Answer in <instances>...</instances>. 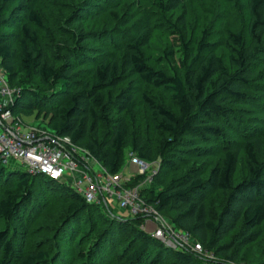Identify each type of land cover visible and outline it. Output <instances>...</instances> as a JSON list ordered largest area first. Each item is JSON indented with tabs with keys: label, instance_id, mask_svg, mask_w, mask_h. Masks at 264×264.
Segmentation results:
<instances>
[{
	"label": "trees",
	"instance_id": "16d2710c",
	"mask_svg": "<svg viewBox=\"0 0 264 264\" xmlns=\"http://www.w3.org/2000/svg\"><path fill=\"white\" fill-rule=\"evenodd\" d=\"M231 1L247 19L245 32H226L222 40L225 58L215 53L205 30L199 37L185 40V0L169 1L166 9H182L176 29L184 55L179 70L168 71L152 67L145 57L144 48L152 36L149 25L123 32L110 44L104 39L98 42L96 27L86 29L85 22L95 21L101 13L126 27L130 19L119 13L122 0H86L49 32L33 9V0H0V67L10 86L17 74L22 75L16 85L20 95L10 107L12 113L42 115L50 131L69 137L111 174L121 171L127 148L141 160L160 159L162 188H153L154 178L141 195L160 213L168 212L173 228L188 233L213 257L207 262L187 249L167 247L141 228V218L118 216L110 208L86 203L63 183L26 171H6L0 164V221L4 224L0 264H50L45 249L25 253V247L31 211H44L51 195L64 205L65 217L56 231L67 243L77 247L93 230L105 227L99 241L78 249L76 264L235 263L261 239L264 132L247 125L232 104L244 102L253 83L264 79L254 65L255 54L263 50L264 0ZM27 24L46 33L47 38L54 34L61 43H42ZM107 30L104 25L102 34ZM128 78L169 94L172 110L146 92L139 93L158 139L144 132L141 120L133 113L135 95L115 92ZM225 121L239 133L227 138ZM203 157L217 160L212 166L208 163L180 170L185 160ZM240 163L242 177L236 181ZM139 179L135 176L128 184L132 186ZM214 193L224 194L213 209L208 199ZM97 213L103 218L100 224L93 220ZM45 220L54 223L58 216ZM123 236L128 242L121 246Z\"/></svg>",
	"mask_w": 264,
	"mask_h": 264
},
{
	"label": "rangeland",
	"instance_id": "374dc122",
	"mask_svg": "<svg viewBox=\"0 0 264 264\" xmlns=\"http://www.w3.org/2000/svg\"><path fill=\"white\" fill-rule=\"evenodd\" d=\"M86 0H33L32 7L43 18L48 32L58 25L62 24L64 19L67 18L71 11H77L84 5ZM170 0H122L119 8V13L125 14L130 19L129 24L126 27L121 28L119 23L111 20L108 14L101 13L95 21L85 22V27L89 30L92 26L96 27L98 34V42L113 43L117 39H120L123 32L135 31L145 25H149L152 30L151 40L147 47L144 48V54L148 63L155 68H164L168 71L179 70L180 61L183 59V42L182 37L176 27H179L178 17L182 13V9L179 6L176 10L166 9ZM160 5H163L162 7ZM186 7V37L187 41L189 37H199L202 31H207L209 34V41L213 44V49L216 54L225 58V49L222 44V40L228 30L241 29L245 32V22L247 15L245 12H240L236 9L235 3L231 0H185ZM106 25L108 30L105 35L102 34L103 26ZM31 31H35L42 43L48 45H54L61 43V40L50 34L47 38L43 31L38 30L33 24H27ZM194 35V36H193ZM104 39V40H103ZM89 46V44H86ZM96 44L94 46H97ZM193 45H190V49H193ZM17 45L13 44V51L17 53ZM100 48H97V51ZM170 53V54H169ZM16 57L12 59L14 66H16ZM254 65L256 71L264 74V42L263 50L255 54ZM22 79L21 74H17L11 87H16L18 81ZM32 83H35L33 81ZM253 90H249L246 94L244 102H236L232 104V107L236 112L244 118L247 125L255 130H261L264 132V79L259 82L256 81L252 85ZM131 92L136 97V106L133 113L142 122V127L147 135H151L153 138L158 139L159 135L154 133L150 123L147 120V114L145 106L139 98L140 92H146L148 95L154 97L156 101L164 105L168 109H174L170 97L167 91L155 90L142 85L136 78H128L122 84H120L115 92L118 91ZM21 121L26 124H32L38 126L41 129L49 130L47 126V119H44L42 115H37L36 112L30 116H21ZM225 135L228 138L234 134H238L237 130H233V126L230 121H225ZM227 132H230L228 134ZM234 133V134H233ZM147 137V136H146ZM149 137V136H148ZM135 156L129 149L124 151L123 166L120 172L126 175H130V171L133 172L129 166V162ZM215 158L203 157L201 159L191 158L185 160L184 164H180V170H186L191 167H202V165L212 166L216 163ZM157 166L158 171L153 180V188L160 190L162 188L163 174L160 177L161 163L160 159L153 160ZM178 162L179 160H174ZM91 163L90 161L88 164ZM1 164V163H0ZM6 171H19L24 172L25 167L8 162L7 164H1ZM91 165H94L92 163ZM242 164L238 165V175L235 178L236 181L242 177ZM157 176V177H156ZM66 181H62L66 187L74 186L73 178L66 177ZM147 188V187H146ZM224 193L211 194L208 199V206L217 208L218 204L222 202ZM109 208L118 216L124 218H132L126 212L119 211L115 207V203L109 201ZM98 205V204H93ZM35 206V205H34ZM100 206V205H98ZM64 205L59 197L51 195L48 199L47 207L42 212L31 211L32 222L29 227V237L26 242L25 253L33 252L35 250L45 249L48 253V257L51 259L52 264H76L78 263V249H86L91 243L99 241L100 235L104 230V226L100 225L96 231L86 238V241H82L77 247L72 242L67 243V240H62L61 234L56 231V228L62 224L65 217ZM58 216V220L49 222L45 220L47 216ZM161 216L169 221L170 214L168 212L161 213ZM102 216L96 214L93 220L96 223H101ZM49 222V223H48ZM3 222L0 221V230L3 229ZM264 230V222H263ZM121 246L126 244L128 239L121 237ZM120 246V248H121ZM119 248V249H120ZM207 262L208 259L204 258ZM199 261L196 264H208L207 262ZM50 262V264H51ZM264 262V234L261 239L247 248L238 261L234 264H262Z\"/></svg>",
	"mask_w": 264,
	"mask_h": 264
},
{
	"label": "built area",
	"instance_id": "2783aa9c",
	"mask_svg": "<svg viewBox=\"0 0 264 264\" xmlns=\"http://www.w3.org/2000/svg\"><path fill=\"white\" fill-rule=\"evenodd\" d=\"M19 95L20 89L9 85L7 75L0 67L1 164L12 162L24 166L30 174L58 183L65 182L67 176L72 177L74 186L70 188L86 203L107 209L109 201H112L119 211L132 218H141V228L165 246L187 249L208 261L213 260L198 242L188 233L174 229L170 221L165 220L155 206L141 195L157 174L158 166L154 161L147 162L134 156L129 162L134 169L130 175L108 173L86 150L74 145L69 137L26 124L21 121V116L14 115L10 107ZM89 161L91 163L88 164ZM135 176H140V179L130 186L129 180Z\"/></svg>",
	"mask_w": 264,
	"mask_h": 264
}]
</instances>
